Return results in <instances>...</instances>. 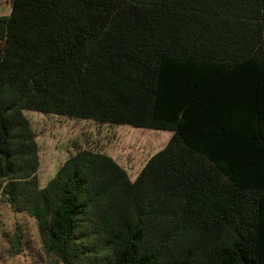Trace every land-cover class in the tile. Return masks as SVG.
<instances>
[{"label": "trees", "instance_id": "trees-1", "mask_svg": "<svg viewBox=\"0 0 264 264\" xmlns=\"http://www.w3.org/2000/svg\"><path fill=\"white\" fill-rule=\"evenodd\" d=\"M9 1L0 199L35 219L45 253L264 264V0ZM26 111L173 136L134 181L87 147L41 188Z\"/></svg>", "mask_w": 264, "mask_h": 264}, {"label": "rangeland", "instance_id": "rangeland-1", "mask_svg": "<svg viewBox=\"0 0 264 264\" xmlns=\"http://www.w3.org/2000/svg\"><path fill=\"white\" fill-rule=\"evenodd\" d=\"M9 0H0V18L9 16ZM40 146L39 181L45 188L59 168L78 148H93L114 158L127 169L134 181L147 162L164 149L173 133L170 131L112 126L94 121L69 119L26 111ZM23 233L22 248L17 252L16 234ZM0 264H57L48 256L37 222L0 199Z\"/></svg>", "mask_w": 264, "mask_h": 264}]
</instances>
